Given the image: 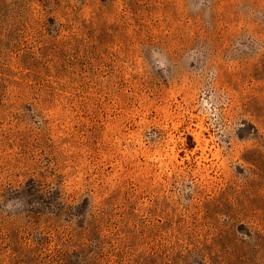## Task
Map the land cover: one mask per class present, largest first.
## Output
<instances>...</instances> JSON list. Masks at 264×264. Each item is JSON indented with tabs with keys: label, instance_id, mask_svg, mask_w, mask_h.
I'll use <instances>...</instances> for the list:
<instances>
[{
	"label": "rangeland",
	"instance_id": "rangeland-1",
	"mask_svg": "<svg viewBox=\"0 0 264 264\" xmlns=\"http://www.w3.org/2000/svg\"><path fill=\"white\" fill-rule=\"evenodd\" d=\"M0 264H264V0H0Z\"/></svg>",
	"mask_w": 264,
	"mask_h": 264
}]
</instances>
